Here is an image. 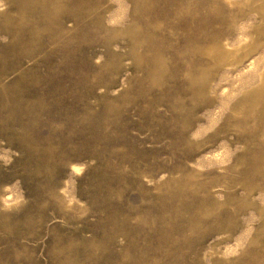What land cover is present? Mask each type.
<instances>
[{"label": "rangeland", "instance_id": "obj_1", "mask_svg": "<svg viewBox=\"0 0 264 264\" xmlns=\"http://www.w3.org/2000/svg\"><path fill=\"white\" fill-rule=\"evenodd\" d=\"M0 264H264V0H0Z\"/></svg>", "mask_w": 264, "mask_h": 264}]
</instances>
